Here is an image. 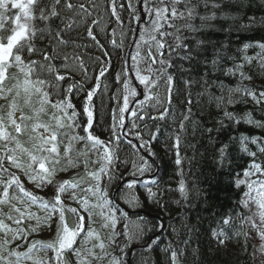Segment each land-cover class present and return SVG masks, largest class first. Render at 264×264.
Returning <instances> with one entry per match:
<instances>
[{
  "label": "snow or ice",
  "instance_id": "obj_1",
  "mask_svg": "<svg viewBox=\"0 0 264 264\" xmlns=\"http://www.w3.org/2000/svg\"><path fill=\"white\" fill-rule=\"evenodd\" d=\"M136 2L140 9L132 0H127V5L119 0H106L104 4L118 25L123 23V11L137 22L141 20L139 11L151 19L148 27L132 32L138 38L132 41L128 58L115 76L119 87L109 99L116 100V106L108 111V137L101 139L95 134L104 109L98 93L101 78L106 79V73H110L111 61L99 33L94 31H105L98 0H0V100L5 102L0 104V264H69V256L75 257V264H129L128 249L137 240L142 241L145 253L156 251L160 238L155 231L162 230L163 224L150 225L145 216L133 219L116 199L110 198L109 189L119 180L120 197L129 207L137 208L140 200L134 192L143 184L146 200L165 207L163 197L171 189L161 190L155 180L140 179L151 166L143 156L139 161L135 157L141 148L148 147L147 142L137 145L128 140L131 158H121V133L125 139L133 134L142 140L135 120L172 116L176 98L182 101L173 144L176 165L182 164L179 133L188 132L191 125L193 136L199 132L207 140L201 145L204 153L197 149V154L210 157L211 170L217 177L234 178L229 180V188L233 184L246 187L238 206L255 204L257 211L252 216H222L217 227L204 231L184 225L187 238L180 242L183 246L169 242L162 250L166 260L161 264H186L189 249L197 264H220L233 233L244 236L246 247L248 233L235 230L234 219H239L241 229L248 224L264 238V135H233L228 131L241 123L264 129V119L254 118L255 109L244 114L231 110L232 105L247 103L250 98L264 111V84L244 83L264 73V36L235 47L231 40L234 33L264 29V14L257 16L251 11L264 8V0ZM110 35L112 46L122 48L123 33L119 43L115 29ZM220 35L224 39H214ZM89 44L99 49L104 59L89 57L99 71L95 84L85 91L89 77L81 50ZM253 48L258 51L248 55ZM252 66H257L259 73L249 74ZM75 73L82 79L74 80ZM234 78H238L236 86L231 83ZM66 81H71L67 87ZM81 92L85 95L78 109L73 97ZM94 98L101 99L99 106ZM149 109L158 115L152 116ZM194 109L206 112L211 123L194 120ZM126 117L135 118L131 127ZM150 135L155 139V134ZM77 144L83 147L77 149ZM81 166L82 174L56 179L58 174ZM121 167L125 171L118 173ZM25 180L36 190H50L52 194L38 195L26 187ZM178 191L182 201H189L183 179ZM25 222L27 229L23 227ZM119 224L123 227L117 230ZM43 231L49 232L51 239L29 242L31 235ZM148 233L153 235L147 237ZM201 236H210L215 247L209 243L202 250ZM121 238L123 244H118ZM194 238L197 244L193 248ZM18 241L25 242L26 251H17L22 246ZM113 248H118L120 255L109 251ZM41 252L44 256H37Z\"/></svg>",
  "mask_w": 264,
  "mask_h": 264
},
{
  "label": "trees",
  "instance_id": "obj_2",
  "mask_svg": "<svg viewBox=\"0 0 264 264\" xmlns=\"http://www.w3.org/2000/svg\"><path fill=\"white\" fill-rule=\"evenodd\" d=\"M101 7L98 10L99 15L102 18V27L105 29L104 32H100L99 29H94L98 32V39L100 43L104 46L110 56L111 61V70L110 73H106V79L101 78V92L98 93L104 103V109L101 114V123L95 129V134L100 136L101 139H107L108 132L107 127L110 123L108 119V111L111 108L116 106V100H110L109 97L113 94H116L117 85L115 83V76L118 72L121 71V68L124 66V59L128 58L129 52L131 51L130 45L132 41L138 38L132 35V32L137 29L146 28L150 25V17L146 12L139 11L137 14L141 16L139 22L132 19L128 11L120 12L122 24L118 25L115 22V18L111 17L109 12L104 9V4L106 0H98ZM120 3L127 5V0H119ZM136 9H140V5L136 0H132ZM257 16L264 14V8L254 7L252 10ZM251 14V12L249 13ZM90 23V21H89ZM177 23H180L179 21ZM116 30V40L117 43L120 42L121 33H123V47L114 48L110 43L112 37V30ZM83 31V28L81 29ZM264 36V29H258L251 32H240L234 33L231 36L233 46H237L242 43L254 42L259 40ZM219 39H224L223 35L219 37H214ZM147 39V38H146ZM88 43L87 41H84ZM84 55L83 59L88 69V83L85 85V91L87 88L92 87L95 84V75L98 74L99 68L95 65L94 60L89 59V57H100L104 59L99 49L92 47L90 44L86 50H81ZM258 49H249L248 55H255ZM176 57L174 56L173 59ZM158 67V65H157ZM15 71V70H13ZM259 73L257 66H252L249 70V74ZM74 80L79 81L82 79V76L79 73H75ZM238 78L232 80V86H236ZM255 83L257 86L264 84V73H259L254 77V81H244L245 84ZM71 81L64 82V86L67 87V84ZM106 86V90H105ZM84 92L78 93L73 97V103L77 105L78 109L82 108L84 100ZM96 105L101 104V99L94 98ZM122 102V101H121ZM182 101L180 98H176L172 104L173 115L164 119V120H152L145 116L143 121L137 120L139 123V128L137 131L141 133L142 140H137L131 138V141L137 145L147 142L148 147L141 148L139 150V155L135 158L139 161L140 156H143L151 166L150 173L144 174L140 177L141 180L152 181L155 180L159 184V188L171 189L169 192H165L163 197V203L165 204L164 208L159 207L158 205L153 204L151 201L146 200V191L143 184H139L134 194L139 196L140 206L137 208L129 207L120 197V181L117 180L113 182L111 188L109 189L110 198H114L118 201L120 207L126 210L130 216L135 219L137 215L145 216L150 225L163 224V229H156L155 235L160 238L159 248L147 254L144 252L143 247L141 246L142 241L137 240L131 242L130 248L128 249L129 255L126 259L129 261V264H145V261L148 264H161L165 262L166 258L164 252L162 251L169 242H172L177 247H182L180 243L183 239H186L184 225H192L201 231L208 230L211 228L217 227V223L222 216L231 214L234 218L237 215L244 216L245 212L242 205L238 206V201L245 191L244 187L236 188L233 184L231 188L228 187L229 180L234 178H229L227 176L217 177L212 172V164L210 157L202 158L201 155L197 154V149L199 153H204V148L201 145H206L207 140L204 136L200 135L199 132L193 136L191 125H188V132L179 133L181 137V146H180V156L182 159L181 165H176V149L173 147L175 143V137L178 134V120L180 119V103ZM3 100H0V104H4ZM252 109H255L253 113L254 118L264 119V111L261 110V107L252 102L249 98V102H240L231 106V110L244 114ZM152 115V113H150ZM84 119V117H81ZM193 119L196 121H208L206 112H201L198 109L193 110ZM230 132L233 135L244 134L247 136H261L264 135V129L255 128L252 125H247L241 123L239 126L229 128ZM150 134H155V139L151 138ZM128 137V136H127ZM121 139L123 144L121 145L122 151L120 153L121 158L128 157L131 158L132 149L127 147L128 138L125 139L124 134L121 133ZM191 145V146H190ZM83 147V144H77L76 148L80 149ZM154 153V155H152ZM95 159V157H93ZM238 164H243L242 160H237ZM131 165L129 164V168ZM219 169H217L218 171ZM239 171V169H237ZM83 167L76 169H71L67 173H60L57 176V180L69 179L77 173H83ZM125 169L121 167L118 170L119 172H124ZM183 173V175H181ZM153 177L152 179H150ZM256 179V177H253ZM184 180L186 187L189 189L188 196L189 201H182L180 193L178 191V186L181 180ZM26 187L29 190L36 191L38 195L50 196L52 193L50 190L40 192L34 188L31 183H28L25 180ZM153 190L156 191V187L153 186ZM199 190V194L198 191ZM68 203L75 207L76 205L70 200ZM211 206V207H210ZM36 211L35 208L32 209ZM9 210L7 207L3 208V212L7 213ZM14 214V213H13ZM72 217H69L71 222ZM11 225L10 221H5ZM15 226V225H11ZM25 229L28 228V222H25L23 225ZM123 225L119 224L117 230L122 228ZM233 228L241 232H247L246 224L241 229L239 219H234ZM173 229H176L173 232ZM153 233H148L147 237H151ZM0 239H3V234L0 233ZM51 239L50 233L43 231L39 234H33L29 237V242L33 240H49ZM203 240L202 250L206 249L211 243V246L214 248L215 243L211 241L210 236H201ZM22 246L17 249V251L23 252L26 251L27 245L24 241H18ZM118 244H123V239L117 241ZM197 241L194 238L192 241V247H196ZM15 248V244L12 245ZM98 251V250H97ZM114 255H120L118 248L109 249ZM254 245L249 238L246 242L245 247V238L243 235L237 236L235 233L232 234V240L228 245V251L221 255L220 264H255L254 259ZM37 256L43 257L44 253H38ZM187 261L186 264H197L195 257L191 255V249L186 253ZM69 264H75V257L69 256ZM25 264H32V261H26ZM92 264H96L95 261ZM104 264H107L105 261Z\"/></svg>",
  "mask_w": 264,
  "mask_h": 264
},
{
  "label": "rangeland",
  "instance_id": "obj_3",
  "mask_svg": "<svg viewBox=\"0 0 264 264\" xmlns=\"http://www.w3.org/2000/svg\"><path fill=\"white\" fill-rule=\"evenodd\" d=\"M144 53L141 52V55H143ZM159 92L161 95L164 94V89L160 88ZM149 112L152 113V116H156L158 115V113L154 110V109H149ZM135 120L134 117H126V123L128 124L129 127H131V121ZM135 122L139 125L138 121L135 120ZM139 128V127H138ZM138 129H136L137 131ZM136 139L135 135L133 134H129L128 135V139L131 140ZM150 171L145 172L144 174H149ZM254 179V178H252ZM244 187V186H243ZM245 191H247V188L244 187ZM255 194V193H254ZM122 199V198H121ZM122 201H124L122 199ZM245 215L244 216H252L254 212L257 211V206L255 204H250L249 208H243ZM257 223H259V220L257 218ZM246 229H247V233L249 235L250 240L252 241L253 245H254V249H255V253H254V259H255V264H264V238H262L260 236V234L253 230L250 225L246 224ZM51 237V234H50Z\"/></svg>",
  "mask_w": 264,
  "mask_h": 264
}]
</instances>
